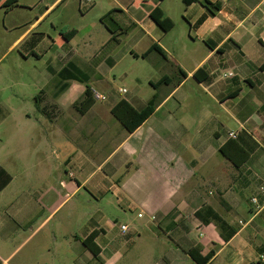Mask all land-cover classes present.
<instances>
[{
    "label": "crops",
    "instance_id": "0c3cea01",
    "mask_svg": "<svg viewBox=\"0 0 264 264\" xmlns=\"http://www.w3.org/2000/svg\"><path fill=\"white\" fill-rule=\"evenodd\" d=\"M206 1L211 5L205 0L187 5L184 0H0V62L19 49L24 61L43 62L47 70L30 73L32 96L14 94L16 108L0 99V167L10 174L5 160L15 163L25 191L9 194L12 178L0 192V264H46L41 254L51 249L44 246L42 231L75 198L87 214L66 235L71 264H264V0ZM158 6L174 23L168 31L150 16ZM76 7L80 13L87 8L83 18L96 16L84 32L67 17ZM57 24L62 26L58 39L40 30L56 31ZM70 30L76 33L65 42L62 32ZM96 36L102 44L96 54L101 72L93 80L103 83L105 71L129 54L150 60L152 71L162 74L155 82L149 78V99L138 87L125 93L128 98L99 92L106 100H95L81 113L86 85L71 83L61 91L53 59L64 66L76 51L75 40L91 43ZM145 39L148 46L139 54L135 47ZM154 44L161 52L143 57ZM200 68L205 77L197 79ZM20 85L9 79L10 89ZM153 96L155 110L134 130L116 115L122 101L141 111ZM14 132L16 156L4 150ZM231 140L248 153L243 157L228 149L236 165L221 152ZM59 146L66 149L60 177L54 176L52 161ZM43 172L48 177L41 181ZM254 197L258 205L251 204ZM214 214L227 223L224 231ZM122 225L128 229L122 231ZM93 233L97 254L83 243Z\"/></svg>",
    "mask_w": 264,
    "mask_h": 264
},
{
    "label": "rangeland",
    "instance_id": "374dc122",
    "mask_svg": "<svg viewBox=\"0 0 264 264\" xmlns=\"http://www.w3.org/2000/svg\"><path fill=\"white\" fill-rule=\"evenodd\" d=\"M101 0H98V2ZM85 5V4H84ZM83 7V6H82ZM87 12V8H82V12L80 13L76 8H72V10L68 13L67 17L68 20H70V24H74L76 28L81 29L83 32L85 28L95 22V14L91 13L87 15L85 18L82 17L83 13L85 14ZM25 16L27 18L33 17L31 13L25 12ZM57 30L53 31V29L44 28L40 29L41 31H45L48 34H50L53 38L58 39L59 33L62 29V26L60 24H57ZM69 28H73L71 25ZM39 32V31H37ZM17 32L12 33L8 36V39L10 40L12 37L16 35ZM36 33V32H35ZM32 34L31 38L35 35ZM15 34V35H14ZM148 40L145 39L142 43L139 44V46L135 47V50L141 54L145 48H147ZM102 44H101V38L96 36L91 43H85L82 38H78L75 40V42L72 44V47L74 50H76L74 53H72L73 57L70 58V62L63 63L64 66L59 63V60L53 59V62L51 63V66L53 68L63 69L67 65H73L75 66L80 72L87 73L90 81L87 82H81V81H71L69 84L74 83L77 85H80L82 88L94 87L98 90L100 93H106L112 94L114 98H118L120 96H123L124 98H128L129 94H134V92L137 91V87L140 88V96L144 99H149L153 88L150 86L149 78H152V80L155 82L162 73H154L152 71V65L150 60H135L132 58V56L129 54V56L125 57L123 60H121L118 65L109 72L105 73L106 80L103 83H96L95 80H93L96 77V73L101 72V68L98 69V58L96 57L98 51L100 50ZM122 47L124 49L125 44H122ZM26 48V46H20V49L23 50ZM19 49L15 50L11 53H9L6 57L2 59L0 62V86L2 88L0 99L3 100L11 109L16 108V96H22V98H31L33 87L35 86V81L30 77V73L33 72H39L41 69L44 72H47L46 70V64L39 63L35 59H30L29 61H24V59L21 58V56L18 54ZM17 59H22V62L18 64L16 62ZM69 60V59H68ZM100 64V63H99ZM101 66V64L99 65ZM40 69V70H39ZM109 70V69H108ZM7 73V75L2 74ZM95 73V74H94ZM90 74V75H89ZM169 76L171 73H167ZM9 79L14 80L15 82L22 83L20 86H11L12 88H9ZM126 89L127 93H120V89ZM14 94L16 96H14ZM32 102V101H31ZM17 112V111H16ZM32 116H36V109L30 110ZM17 115V113H15ZM13 114V116H15ZM12 121V118L9 120ZM12 137L14 138L11 143L7 144V147L4 148L7 149V152H10L11 154L17 155L18 150V132L17 133H11ZM9 148V149H8ZM66 149L64 146H59L57 149L58 153V159L54 160L52 157V161L56 162V173L54 176H62L63 168L60 166V163L63 160V157L65 155ZM2 149L0 150V161L3 160L1 157ZM7 166L9 169V172L11 174V177L13 178V183L11 185V188L8 190V193L12 196L20 195L22 196L23 189L21 187L22 180L20 179V176L18 174L17 165L13 163L11 160H8ZM55 168V167H54ZM55 168V169H56ZM48 177V174H45L44 172L41 174V181L46 180ZM40 181V182H41ZM27 193H34L33 190H27ZM18 195V196H19ZM82 195H84V192H82ZM78 201V198H75L74 200H71L68 204L66 203L63 205L55 214L56 216L53 218V220L43 229L42 231V240L44 246L51 249V251L43 250L41 257L42 260L46 262V264H71L70 261V254H66L64 251V247L67 244V232L75 229H77L79 226L77 224L80 222L81 219L85 217L87 214V207H84L82 204H80ZM49 214V209L46 211V215ZM60 220L63 221V223H60ZM67 220V221H65ZM55 247V248H54ZM23 250L20 254H18L15 258V261H17L19 258L22 257V254L27 250ZM73 257V256H72Z\"/></svg>",
    "mask_w": 264,
    "mask_h": 264
},
{
    "label": "trees",
    "instance_id": "16d2710c",
    "mask_svg": "<svg viewBox=\"0 0 264 264\" xmlns=\"http://www.w3.org/2000/svg\"><path fill=\"white\" fill-rule=\"evenodd\" d=\"M163 1V0H159ZM191 0H184V3L187 5ZM205 3L210 6L211 4L205 0ZM150 16L153 18V20L156 22V24L161 27L163 30L168 31L173 27V21L167 17H165L164 12L162 9L158 6L155 8ZM108 16L104 17L102 20H106ZM76 30H70V31H63L62 36L65 42H68L71 40V38L75 35ZM152 50H159L160 49L154 44L151 46V48L144 53L142 56L146 57L150 54ZM161 52V51H160ZM264 68V64L262 65ZM181 74L184 76L185 73L183 71H180ZM203 73V74H202ZM203 75V76H201ZM194 77L197 79H202L205 77L204 70L202 68L198 69ZM58 79H59V87L62 90H65L71 81H81V82H87L90 80L87 73L80 72L75 66L73 65H67L63 69H61L58 72ZM166 80L161 81V83H164ZM158 98L156 96H153L152 99L148 102V105L141 111L134 110L129 104L125 101H122L116 109V115L123 121V123L130 129L134 130L137 126H139L144 120L147 119V117L155 110L156 103ZM95 102V99L93 97V90L91 87L87 86L86 90L84 92V96L82 100L80 101V106L78 107L79 112L84 113L86 112L92 104ZM230 150H234L236 152L243 153V157H247L248 153L234 140H231L225 147L221 148L222 154L231 160L235 165L237 164L235 158L232 156V153ZM12 177L11 175L4 169L0 167V192L11 182ZM203 212H199V215ZM214 220L218 224V226L224 231V229L227 226V223L220 218L218 215L214 214ZM96 237V234H91L87 239L83 240L84 245L89 248L94 254H97V248L94 243V239ZM230 236H225V240H229ZM191 255L195 258L199 259V262L205 263L204 261L198 257H196V252L190 251ZM213 253H211V256L206 258L205 261H208L212 257Z\"/></svg>",
    "mask_w": 264,
    "mask_h": 264
},
{
    "label": "built area",
    "instance_id": "2783aa9c",
    "mask_svg": "<svg viewBox=\"0 0 264 264\" xmlns=\"http://www.w3.org/2000/svg\"><path fill=\"white\" fill-rule=\"evenodd\" d=\"M87 2H93L94 0H86ZM228 76H233V74H228ZM120 93H127L126 89H120ZM93 97L95 100H100V101H104L106 100V97L102 94H100L98 91L94 90L93 91ZM229 137L230 138H237V134L236 133H229ZM261 193L264 195V187L261 188ZM251 204L252 205H258V199L256 197L251 199ZM142 215H140L141 217ZM242 223V222H240ZM128 229V227L126 225H122L121 226V230L122 231H126Z\"/></svg>",
    "mask_w": 264,
    "mask_h": 264
}]
</instances>
